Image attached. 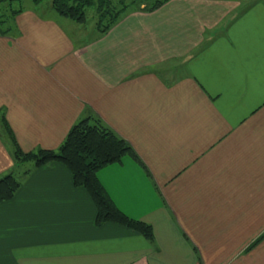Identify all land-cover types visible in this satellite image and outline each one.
<instances>
[{
	"label": "crops",
	"instance_id": "0c3cea01",
	"mask_svg": "<svg viewBox=\"0 0 264 264\" xmlns=\"http://www.w3.org/2000/svg\"><path fill=\"white\" fill-rule=\"evenodd\" d=\"M32 3L0 33V177L20 181L0 202V264H264V237L248 248L264 232V0L142 3L87 41ZM90 114L141 161L97 177L152 241L96 225L63 164L12 157L5 122L22 150L56 149Z\"/></svg>",
	"mask_w": 264,
	"mask_h": 264
},
{
	"label": "trees",
	"instance_id": "16d2710c",
	"mask_svg": "<svg viewBox=\"0 0 264 264\" xmlns=\"http://www.w3.org/2000/svg\"><path fill=\"white\" fill-rule=\"evenodd\" d=\"M12 0H0V33L7 34L14 30L13 18L22 8H11L6 5ZM14 1V0H13ZM12 1V2H13ZM38 4L40 0H31ZM165 0H155L147 4V0H51L50 7L58 15L78 23L88 21L87 9L95 14L94 28L98 35L105 33L116 24L129 5L144 3V10L157 8ZM8 2V4H6ZM129 2V3H128ZM5 136L12 148V157L18 164L31 162L33 167H39L49 162L57 161L70 172L72 184L83 188L91 198L95 207L96 225L104 222H114L136 231L145 239L152 241L153 230L149 223L132 218L122 212L110 199L97 177V171L102 167L120 162L122 157L130 156L138 163V156L122 137L118 136L101 120L90 114L74 122L66 132L56 149L22 150L5 122ZM142 164V163H141ZM30 170L27 168L26 171ZM25 171V172H26ZM20 186V181L12 173L0 177V202L11 199ZM264 232L259 235L248 248L255 245Z\"/></svg>",
	"mask_w": 264,
	"mask_h": 264
},
{
	"label": "rangeland",
	"instance_id": "374dc122",
	"mask_svg": "<svg viewBox=\"0 0 264 264\" xmlns=\"http://www.w3.org/2000/svg\"><path fill=\"white\" fill-rule=\"evenodd\" d=\"M12 1L10 4H8V2L6 3V4H8V5H6V8L11 7L13 9V8H19V7H26V6H29V4H33L31 0H14L13 2ZM50 1L51 0H40L38 2V4H36V7H38V9L41 12H43L45 14H51L54 18H56L58 23L63 26L64 30H66V32L69 33V35H70V37H72V39H74V38L78 39V37H79L80 40L82 39L83 41L84 40L87 41L90 37L94 38V37L98 36V33H97L98 31L94 28V23L96 20L95 14L93 13V10L91 8L87 9L88 21L86 23H78V22L70 20L69 18L58 15L56 12H54L53 9L50 7ZM124 1L127 2L130 0H124ZM153 2H155V0H147L146 3L150 4ZM138 10H139V7H138L137 3L129 5L127 7V9L125 10V13L122 14V17L130 16L133 13H135V11H138ZM149 21H150V23H156L158 20L149 18ZM114 25L115 24H113L108 30H111L112 27H114ZM128 26H131V25H128ZM169 26H172V25H169ZM167 27H168V25L166 23L161 24V25L156 24V28H161L162 30H165V29L167 30ZM80 32H82L81 35H80ZM79 43H80V41H79ZM180 64H181V62H178V59H175V60H166L163 65H165L166 67H170L172 69H177V68H182V66H180ZM155 69H157V67H155ZM163 73H165V71H162V74ZM158 74H161V71ZM178 74H181V73H178ZM30 163L31 162L21 164V169H24L25 167L29 166ZM18 171H20V170H18ZM16 172L17 171H15V177L18 178V174Z\"/></svg>",
	"mask_w": 264,
	"mask_h": 264
}]
</instances>
